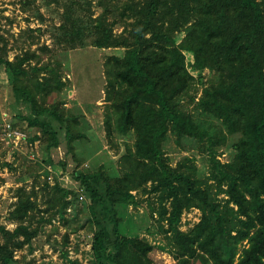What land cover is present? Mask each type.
<instances>
[{
  "label": "trees",
  "instance_id": "obj_1",
  "mask_svg": "<svg viewBox=\"0 0 264 264\" xmlns=\"http://www.w3.org/2000/svg\"><path fill=\"white\" fill-rule=\"evenodd\" d=\"M38 1L64 9L63 24L55 31L67 38L71 50H125L123 57H108L104 65V126L112 146L117 147V135L133 134L134 142L126 144L118 176L104 168L79 171L76 143L88 139L79 130L84 116L65 106L62 63L54 56L44 61L46 54L56 56L54 50L29 49L10 60L7 45L0 46L5 86L14 103L28 110L19 120L40 133L47 153L44 162L53 168L52 153L61 148L64 133L66 157L76 162L73 179L86 196L81 204L77 192L59 183L55 170L46 171L56 183L44 188L49 190L45 208L36 187L17 188L11 212L16 228H0V264H27L15 254L38 238L53 218L65 219L69 207L79 218L78 205L88 200L87 222L91 231L96 229L93 264H164L154 256L156 246L121 230L119 208L143 205L134 193L157 197L150 216L155 219L156 214L158 232L167 237L174 264H264V0H100L97 18L89 0H27V5ZM117 28L123 29L121 34L115 33ZM180 34L184 37L178 42ZM55 42L61 44L58 37ZM186 53L194 57L192 70H209L215 77L197 80ZM198 81L203 84L199 98ZM184 103L195 104L226 129L210 139L211 146L239 136L230 162L212 154V172L205 180L198 178L195 160L186 158L173 167L164 150L170 135L178 144L207 140L208 133ZM58 165L65 171L68 162L60 160ZM192 209L200 210L202 217L185 232L183 215ZM38 215L42 217L35 226ZM69 240L67 233L64 246Z\"/></svg>",
  "mask_w": 264,
  "mask_h": 264
},
{
  "label": "rangeland",
  "instance_id": "obj_2",
  "mask_svg": "<svg viewBox=\"0 0 264 264\" xmlns=\"http://www.w3.org/2000/svg\"><path fill=\"white\" fill-rule=\"evenodd\" d=\"M89 2L93 3L94 16L99 17L102 13L99 6L100 0H89ZM63 21L64 9L61 7L55 5L47 7L39 1L33 5H27V0H0V46L7 45L10 60L29 49L38 51L43 46H47L54 50L56 56L46 54L43 57L44 61H51L54 56V59L62 63L63 81L67 83V88L62 94L65 106L73 114L84 116L79 130L88 139L76 143V153L82 162L78 170L97 173L100 168H104L107 174L116 177L120 172L119 160L125 153L126 144H133L134 135H117L113 140L117 147L112 146L107 139L104 126L106 114L104 65L108 57H123L125 50L97 49L91 46L71 50L64 41L67 38L60 35L59 30L55 31V28H59ZM28 30H32L33 33L30 34ZM122 31V28H117L115 33L121 34ZM57 37L60 45H56ZM183 37L184 34L177 36L178 42ZM186 56L190 64L189 70L197 80L202 77L204 82H208L215 77L214 73L209 70L203 72L192 70L194 57L190 53H186ZM5 83H7L6 76L4 71L0 70V228L5 227L9 231H14L16 224L11 218V212L17 203L15 197L17 188L26 186L28 190H31L32 187H36L38 201L42 208H45L44 202L48 198L49 190H44V188L47 184L53 188L56 183L53 175L50 176L54 180L49 181L50 176L47 177L46 171L53 173L55 170L58 173V177H55L66 189L76 192L79 185L73 179L76 162L71 156L67 158L65 154L64 133L60 135L61 148L52 153L56 164L53 168L44 162L47 153L40 133L27 129L26 123L19 120L28 115L27 108L14 103ZM196 86L199 88L197 97L199 98L203 84L198 81ZM183 105L194 116L200 128L208 133L207 140L202 142L195 139H184L181 144H178L176 137L170 135L164 145V150L173 167L186 158L195 160L198 168L197 176L205 180L212 172V154L222 163L230 162L235 155L234 146L239 136L229 138L226 145L211 146L210 139L213 140L215 136L226 133L222 123L201 113L196 109L195 104L184 103ZM14 124H18L19 128L15 129ZM7 125L12 126V131L24 134L26 139L8 138L5 135ZM35 136L40 139L31 142L30 139ZM60 160L68 162L67 170L64 171L58 165ZM134 194L142 198L140 200L143 201V205L139 208L135 206L119 208V215L122 219L121 230L125 231L129 237L137 236L140 240L148 241L156 246L154 256L158 261L164 264H174V259L167 249L168 239L158 232L157 216L155 214V219L150 216L154 206H158L157 197H141L140 193ZM220 198L225 199L224 196ZM90 204L91 200H88L87 205ZM87 205H78L79 218L76 216L77 212L75 210L73 212V209L69 207L65 219L57 216L45 224L41 235L24 250L15 254L16 259L27 264H93L91 242L96 229L91 231L92 225L87 222ZM40 217L42 215H38L35 226L40 224ZM201 217L202 213L198 209L186 212L183 215L182 230L185 232L191 230L199 223ZM67 233L70 234V240L64 246L63 238ZM0 241L4 242L1 233Z\"/></svg>",
  "mask_w": 264,
  "mask_h": 264
},
{
  "label": "built area",
  "instance_id": "obj_3",
  "mask_svg": "<svg viewBox=\"0 0 264 264\" xmlns=\"http://www.w3.org/2000/svg\"><path fill=\"white\" fill-rule=\"evenodd\" d=\"M6 133L5 135L8 137V138H16V139H20L22 140L23 138L26 139L25 135L22 134L21 132H18V131H12V126L10 125H7L6 126ZM54 179H52V177L50 176L49 177V181H52ZM76 192L79 194V201L81 204L85 203L86 202V196H85V190H84V187H80L76 190ZM72 196L69 197V199H71ZM71 212V210H69Z\"/></svg>",
  "mask_w": 264,
  "mask_h": 264
}]
</instances>
